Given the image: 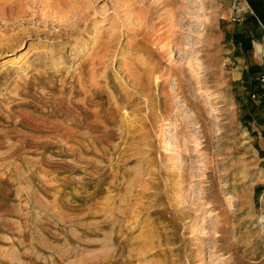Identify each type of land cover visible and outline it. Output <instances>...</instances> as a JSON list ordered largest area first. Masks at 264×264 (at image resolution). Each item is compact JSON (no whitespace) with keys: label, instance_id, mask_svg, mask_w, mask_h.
I'll use <instances>...</instances> for the list:
<instances>
[{"label":"rangeland","instance_id":"374dc122","mask_svg":"<svg viewBox=\"0 0 264 264\" xmlns=\"http://www.w3.org/2000/svg\"><path fill=\"white\" fill-rule=\"evenodd\" d=\"M235 5L0 0V264H264Z\"/></svg>","mask_w":264,"mask_h":264},{"label":"crops","instance_id":"0c3cea01","mask_svg":"<svg viewBox=\"0 0 264 264\" xmlns=\"http://www.w3.org/2000/svg\"><path fill=\"white\" fill-rule=\"evenodd\" d=\"M246 9V20L242 23V30L233 36L231 43L232 56L237 52L240 67L237 70V80H242L250 67L254 75L264 74V0H244ZM241 20H244L241 18ZM263 93L259 83V92ZM252 108L255 111L252 120L256 126V134L253 139V156L259 161V165L264 162V98L253 101ZM264 169V168H263Z\"/></svg>","mask_w":264,"mask_h":264},{"label":"built area","instance_id":"2783aa9c","mask_svg":"<svg viewBox=\"0 0 264 264\" xmlns=\"http://www.w3.org/2000/svg\"><path fill=\"white\" fill-rule=\"evenodd\" d=\"M244 0H236V5L234 6V13H235V18L240 20L241 16L246 13V9L244 6ZM260 85L262 88L263 93L261 95H253L254 100H259V98H264V74L261 75L260 77Z\"/></svg>","mask_w":264,"mask_h":264},{"label":"bare ground","instance_id":"6f19581e","mask_svg":"<svg viewBox=\"0 0 264 264\" xmlns=\"http://www.w3.org/2000/svg\"><path fill=\"white\" fill-rule=\"evenodd\" d=\"M11 64H13V63H11ZM134 182H135V180H134ZM112 207V206H111Z\"/></svg>","mask_w":264,"mask_h":264}]
</instances>
